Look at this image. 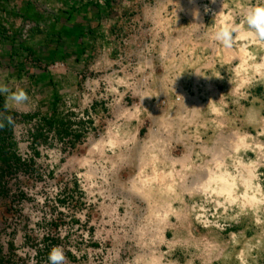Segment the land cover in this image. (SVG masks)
<instances>
[{"label":"rangeland","instance_id":"obj_1","mask_svg":"<svg viewBox=\"0 0 264 264\" xmlns=\"http://www.w3.org/2000/svg\"><path fill=\"white\" fill-rule=\"evenodd\" d=\"M259 3L36 0L29 21L0 4V85L29 96L0 93L14 113L0 131V264H48L55 246L65 264H264V41L245 23ZM221 14L249 37L214 41ZM151 147L175 185L164 220L166 196L131 189L152 175ZM214 170L232 198L206 187Z\"/></svg>","mask_w":264,"mask_h":264},{"label":"bare ground","instance_id":"obj_2","mask_svg":"<svg viewBox=\"0 0 264 264\" xmlns=\"http://www.w3.org/2000/svg\"><path fill=\"white\" fill-rule=\"evenodd\" d=\"M189 13H190V15H193L200 23H202V21H203V15H202V13L196 8V7H193L192 9H190L189 10ZM195 13H198V15H196ZM221 13V12H220ZM220 17L223 19V22H222V24L224 25V24H226V23H229V20H228V17L229 16H225V15H223V14H221L220 15ZM239 33H240V37L241 38H243V39H246L247 38V36H248V33L247 32H245V31H242V30H240L239 31ZM195 36V35H194ZM249 37V36H248ZM252 37V36H251ZM253 39H254V37H253ZM200 44V43H199ZM198 44V45H199ZM214 45H215V43H214ZM203 46V45H202ZM225 49V48H224ZM239 49V48H238ZM245 49V48H244ZM213 50V49H212ZM221 50V49H220ZM229 52V51H228ZM232 52V51H231ZM230 53V52H229ZM233 54V53H232ZM241 57H242V66H241V69H243V67H244V65H245V62H246V60L248 59V56H247V53L245 52V50H243V52H242V55H241ZM231 57L229 56V59H230ZM253 65H254V67H255V69L256 70H259V68H260V66L259 65H257V64H255V63H253ZM263 67H264V65H263ZM238 69V68H237ZM238 71H240L239 69H238ZM260 72V71H259ZM194 105V104H193ZM172 120V119H171ZM240 140V145L242 146V147H244V145H246V143L244 142L243 143V140L242 139H239ZM150 142V141H149ZM153 144H155V143H153ZM239 144V143H238ZM147 145V144H146ZM240 145H237V144H235V147H236V149L237 148H240L241 146ZM154 147V146H153ZM153 147H151L150 148V150H149V152H148V158H147V164L146 163H144V164H146L145 165V167L144 168H147L148 167V165H150V166H152V175H145L144 174V176L143 175H140L138 178H137V180H136V183L133 185V187L131 188L133 191H135V194L137 195V197L139 198V199H143V201H147L148 202V204H151L152 203V205H156L157 203H158V199L156 198V197H153V196H159L160 198H161V200L160 201H163V199H162V197L163 196H166L165 198H164V203L162 204H160L161 205V207H164L165 208V210H164V212H165V215H163V216H161L160 215V217L159 218H161L162 217V219L164 220V216L165 217H167L169 214L168 213H170L171 211H170V208H171V203H169V199H167L168 198V195L169 194H171L174 190H173V188H174V184L172 183V180H171V178L173 177H171V175L170 174H163V173H160V172H158L157 170H156V161H157V156L155 155V152L157 151L156 149H154ZM148 149H149V147H148ZM235 149V150H236ZM156 150V151H155ZM224 152V151H223ZM238 152V151H237ZM144 154V153H143ZM144 155H146V154H144ZM158 155V154H157ZM185 159V158H184ZM144 161H145V158L143 159ZM218 160V159H217ZM142 161V160H141ZM143 161V162H144ZM184 161V160H183ZM238 161V160H237ZM226 160H225V157H221V159H220V161L219 162H217L216 164H215V170L217 171H220L221 169H222V167H224V165H226ZM243 165H242V167H244V170H246V171H248V169H247V164H245V163H242ZM249 167V166H248ZM225 168V167H224ZM143 169V168H142ZM196 169V168H195ZM215 170L213 171V172H210L209 173V175H210V179H209V183L207 184V186L206 187H209V188H212V186L213 185H211V184H216V187H217V189H219V190H216L217 191V193H215V194H219V195H222V196H230L231 197V195H232V189H233V185H231V183H230V180L231 179H229V173H227V172H224V173H221V174H214V172H215ZM241 172V171H240ZM249 172V171H248ZM143 173V172H142ZM252 173V172H251ZM251 173H248L247 175H249L248 177H250L251 175ZM242 174H243V172H242ZM170 177V178H169ZM201 177H203V176H201ZM231 177V176H230ZM247 177V176H246ZM169 178V179H168ZM216 178H218L219 179V181H216ZM233 178V177H232ZM235 178H237V177H235ZM251 178V177H250ZM198 179H201V178H199V176H198ZM229 179V180H228ZM228 180V181H227ZM245 180V179H244ZM237 182V181H236ZM235 182V183H236ZM245 182H247L246 184H245V186H246V188H249L250 187V185H252V180L250 179V181H249V179L248 180H245ZM243 183H244V181H243ZM193 184V183H192ZM237 184V183H236ZM192 187V186H191ZM257 187V186H256ZM198 188V187H197ZM258 188V187H257ZM245 190V189H244ZM210 191L211 190H209V193H210ZM134 193V192H133ZM173 195V194H172ZM243 196V195H242ZM233 197V196H232ZM231 197V198H232ZM236 197H238V196H236ZM243 199H244V201H243V205H246V204H248V205H251L252 207H256L257 205H255L254 204V202H256V201H254L253 199L254 198H252V197H250V196H248V195H244L243 197H242ZM257 199H259V198H257ZM167 200V201H166ZM219 200V199H218ZM236 202V201H235ZM152 205H150V207H152ZM159 216V215H158Z\"/></svg>","mask_w":264,"mask_h":264},{"label":"clouds","instance_id":"obj_3","mask_svg":"<svg viewBox=\"0 0 264 264\" xmlns=\"http://www.w3.org/2000/svg\"><path fill=\"white\" fill-rule=\"evenodd\" d=\"M207 11V9H206ZM198 15V13H195ZM245 23L247 29L251 31L258 39L264 41V3H259L248 8L245 14ZM242 29V25L226 23L223 26H217L213 32L212 38L219 42L225 48H231L234 42V36ZM198 74V73H197ZM0 93L7 94L6 100L12 101L15 105L20 106L29 101L27 92L22 88L11 91L6 85H0ZM7 109V104H6ZM7 124H13V118L6 114H0V128ZM66 255L63 247L55 246L48 254V264H65Z\"/></svg>","mask_w":264,"mask_h":264},{"label":"crops","instance_id":"obj_4","mask_svg":"<svg viewBox=\"0 0 264 264\" xmlns=\"http://www.w3.org/2000/svg\"><path fill=\"white\" fill-rule=\"evenodd\" d=\"M35 1L36 0H0V4H3V5L4 4H6V5H14V7H18L19 8V14H18V16H20V18L22 20H25L26 19L27 21H29V18H32V19L33 18H36L35 17L36 16V13H35V15H33V9H34V3H35ZM9 9H7V10H9ZM5 11H6V9L4 10V14H6ZM14 41H16L20 45H22V43H23V41H21V39L19 37L16 40H14Z\"/></svg>","mask_w":264,"mask_h":264},{"label":"trees","instance_id":"obj_5","mask_svg":"<svg viewBox=\"0 0 264 264\" xmlns=\"http://www.w3.org/2000/svg\"><path fill=\"white\" fill-rule=\"evenodd\" d=\"M0 109L3 110V111L5 112L6 115H9V116L14 115L13 112H10V111H8V110L6 109V107H5V99L2 98V97H0ZM5 124H6V126H5L4 128H7V129L9 130V132L11 133V131L13 130V126H12V124L9 125V124H7L6 122H5ZM4 128H0V131H1V129H4ZM37 130H38V128H37ZM35 131H36V128H34V132H35ZM34 136H35V138H37V136H36L35 133L32 134V137H34ZM35 138H34V139H35ZM4 165H7V163L4 162ZM38 252H40L39 249H38Z\"/></svg>","mask_w":264,"mask_h":264}]
</instances>
